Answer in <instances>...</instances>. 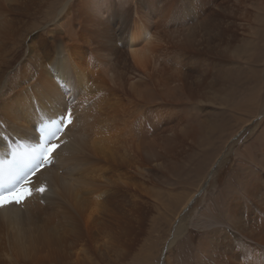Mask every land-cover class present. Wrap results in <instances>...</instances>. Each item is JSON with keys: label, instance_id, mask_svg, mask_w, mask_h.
<instances>
[{"label": "bare ground", "instance_id": "obj_1", "mask_svg": "<svg viewBox=\"0 0 264 264\" xmlns=\"http://www.w3.org/2000/svg\"><path fill=\"white\" fill-rule=\"evenodd\" d=\"M64 105L0 264H264V0H0V135Z\"/></svg>", "mask_w": 264, "mask_h": 264}, {"label": "snow or ice", "instance_id": "obj_2", "mask_svg": "<svg viewBox=\"0 0 264 264\" xmlns=\"http://www.w3.org/2000/svg\"><path fill=\"white\" fill-rule=\"evenodd\" d=\"M70 71V68H69ZM61 80L64 77H60ZM53 115H59L61 118L59 120H53L51 127L45 125L42 129V133H45L40 137L41 142L35 146L26 149L27 161L25 168L27 170L21 169L15 177V184L12 188L6 191H0V208L7 207L11 204L20 205L25 197H17L15 195L17 189H20L27 196H32L33 194L43 195L47 191V187L44 184H37L32 180H29V176L35 175L41 169L51 166L55 163V154L58 149L61 148L62 134L65 128L70 130L71 125L74 123V112L64 105L63 108L58 113H53ZM34 130H35V126ZM15 158V153H13ZM22 184H27L30 187L20 188Z\"/></svg>", "mask_w": 264, "mask_h": 264}, {"label": "rangeland", "instance_id": "obj_3", "mask_svg": "<svg viewBox=\"0 0 264 264\" xmlns=\"http://www.w3.org/2000/svg\"><path fill=\"white\" fill-rule=\"evenodd\" d=\"M201 197H202V194L198 195L197 200L201 199ZM192 209H194V207ZM167 245H168V243L166 242L165 245H163L161 252L159 253L160 254V257H161L160 259H162V260H163L164 252L167 251ZM156 249H157V247H156Z\"/></svg>", "mask_w": 264, "mask_h": 264}]
</instances>
